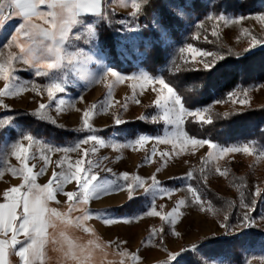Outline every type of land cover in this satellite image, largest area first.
<instances>
[{"label":"rangeland","instance_id":"1","mask_svg":"<svg viewBox=\"0 0 264 264\" xmlns=\"http://www.w3.org/2000/svg\"><path fill=\"white\" fill-rule=\"evenodd\" d=\"M164 1L167 12L183 22L182 35L179 39L172 37L169 29L163 25L162 18L158 13L153 14L150 25H147L143 17V9L146 4L141 3L140 14L133 17L131 13L135 10L131 6V0H106V4L102 0L101 10L106 11L108 19L100 20L92 14L82 13L78 17L81 23L73 25L69 33L70 37H74L76 33L86 36L88 25H92L94 36L87 37V41L84 38L74 41L75 47L72 45L65 47L68 51L82 50L81 59L91 57V62L86 66L89 73L99 75L105 68H109L124 77L137 76L142 71L152 77H163V73L166 71L177 74L183 70H209L204 69L203 63L208 62L213 68L218 62L227 58L242 59L264 50V45H257L253 48L249 35L251 32L258 39L264 38V22L256 19L258 16H264V0H256L254 9H247L245 13L237 14L216 13L213 8L202 14H196L192 7L193 0H185L184 3L179 0ZM203 1L212 6L218 0ZM181 9L183 10L182 14L180 13ZM209 15L214 18L207 19ZM221 16L228 19L229 22L225 23L223 19H219ZM240 17H244V19L240 20ZM232 20L239 22L233 23ZM200 23H203V28H197L196 25ZM14 28L15 25L7 24L0 31V44L5 42L4 39L13 32ZM104 28L113 32L117 56L123 64H130L134 68L133 72L125 74L112 67L109 61V52L103 49L100 39V34ZM213 30L217 33L216 36L212 35ZM148 32L150 36L146 35ZM157 43L167 47L168 53L164 63L158 68L157 74L152 75L146 70L142 62L147 55L145 49ZM188 44L203 52L219 53L224 58L197 55L196 59L192 60V53L177 51L180 47H186ZM2 51L4 55H7L9 51L18 52V49L13 47ZM77 66L79 67V65ZM16 67L18 70L15 83L17 85L25 82H28L29 85L34 83L37 91L31 90L29 86L27 90L17 96L0 97L3 104L8 105L7 109L0 106V121L6 122L0 125V203L4 202L2 194L5 190L12 186H19L23 182L21 175H13L11 171L13 168H21L22 162L11 154L10 149L13 142L21 139V133L34 138L31 142L21 141L25 147H28L29 143L32 144V147L28 148L29 159L27 164L29 167L34 165V173L44 167L42 157L45 155L49 157L45 172L36 178V183L43 186L53 179L54 172L61 171V168L57 167L56 161L65 155L62 152L49 153L47 149L49 147H69L86 137L89 134L88 131L80 130L83 112L96 106L95 114L90 122L95 129L93 134L105 142L103 145H96V152L91 156V159L98 161L100 165L99 168L94 166L93 169L98 174V181L114 179L113 173L128 172L130 177L139 175L145 179L146 183L150 184V177L155 175L165 190L163 194L157 193L156 199L157 210L162 212V216L171 212L180 199L186 198L189 204L181 207L180 214L174 218H169V220L162 219V216H142L132 223L117 222L106 225L95 214L96 212L107 210L108 215L118 220L136 216L148 210L152 193H145L143 189H138L135 198L129 200L126 191H115L99 199L90 200L86 207L92 214L86 223L95 230V235L84 233L78 229L68 233V235L77 239L78 243L86 244L88 240H92L95 244L102 246L95 249L94 264H99L100 260H104L105 264L108 261L113 262V264H120L121 261H124V264H165V262L171 264L169 253H181V249H191L193 245L198 246L197 250L181 253L177 257L178 264H186V260H191L192 255L196 261H199V264H248V262L250 264H264V219H262L264 218V157L258 155L260 150L264 148L256 146L254 142L221 145L210 139H204L221 147L249 144L255 150L252 154L241 151L228 153L219 158L208 145L194 148L189 144L185 146L183 153L179 155L173 153L166 158L167 162L165 163L164 160L160 159V153L162 151L171 152V145H156L157 153L155 156L151 155L154 143L152 140L143 147H122L141 134L156 137L163 136L166 131L172 130V126L166 125L163 121L153 123L139 119L142 115L151 117L159 111L153 103L157 93L152 90L153 88L160 89L161 86L158 83L151 85L145 83L141 87L138 81L133 79L119 81L110 74L100 82H89V80L79 79L78 74L72 70L64 69L57 73L55 78L59 81L62 78V73L67 72L69 82L62 84L63 92H56L55 98L50 99L46 90L47 85L51 82L48 77H36L24 65H16ZM4 85L5 81L0 80V89H3ZM241 90H248V105H240L238 100L236 103L228 100L227 94L229 92L236 91L239 97L243 95ZM164 94H167L166 89ZM220 99L225 102L215 103L216 100ZM60 101H64V104L60 105ZM108 101L112 102V107L108 111H104L100 105L106 104ZM42 103L48 105V108L44 110L47 117L45 119L33 115ZM125 104L127 105L126 109L123 107ZM204 107H208L209 112L202 113L203 118L211 117L212 121L215 115L224 116V113L230 115L264 108V80L250 84H238L221 98H215L203 107L187 109L195 111ZM117 116L124 122L117 125L115 123ZM27 118L43 125H49L54 129L71 133L72 137H67L62 142H57L53 138L37 137L23 122ZM53 120L55 123H52ZM188 120L199 125H208L197 117H186L182 126L186 133ZM137 121L150 125L153 130L140 131L132 136H127L122 130V126ZM92 147L93 142L81 146V148H88L89 150ZM210 152L213 153L212 156H209ZM33 155H35L34 159L32 158ZM67 155L71 158L69 162L73 163L80 158L77 152ZM64 167L67 168V164ZM202 167L207 171L206 182L198 178ZM217 167L222 171L226 170L225 175L216 172ZM158 168L159 171H157ZM107 169L112 171L108 172ZM189 171L193 173V178L186 179V174ZM189 184L198 189L203 201L211 206L210 210L201 211L199 207L190 205L191 194L187 191ZM257 187L261 188L262 191L260 196L255 197L254 206L241 208V193L244 194L245 203L251 205V193L255 192ZM63 188L64 192L76 191V181L64 183ZM174 189L176 191H171ZM211 193L221 199L216 200L210 195ZM69 203L62 192H57L56 200L49 201V206L55 207L61 212H68ZM128 204L133 205L134 212L120 214L118 209ZM161 205L163 206L162 209ZM83 211V207H78L70 215L73 217L80 216ZM245 212L255 221L252 227L226 230L225 227L221 226L222 223L236 225ZM225 216H227V221H225ZM171 219H175V224L169 222ZM154 230L159 234H154ZM52 231L53 229L50 228V232ZM251 231L258 232L262 239L255 242L254 246L245 245L247 248L241 251L239 262L233 259L232 252L205 257L199 250V244L209 238H233ZM176 232L180 235H175ZM118 244L119 248L117 247ZM122 251H127L129 254L134 253L139 256V259L133 260L130 255L121 256L120 252ZM48 255L52 258V264H55L59 254L50 250ZM185 258L186 260H183Z\"/></svg>","mask_w":264,"mask_h":264},{"label":"snow or ice","instance_id":"2","mask_svg":"<svg viewBox=\"0 0 264 264\" xmlns=\"http://www.w3.org/2000/svg\"><path fill=\"white\" fill-rule=\"evenodd\" d=\"M149 2L150 0H141V2L131 0V6L135 10L131 15L133 17L138 16L141 12V3L147 4ZM104 3L106 4V0H104ZM41 5H46L47 11H41ZM101 9L102 0H0V31L3 30L11 18H19L21 21L14 28L13 32L4 39L5 42L0 44V80L5 81L4 88L0 89V97L17 96L27 90L29 86L31 90L37 91L34 83L31 85L28 82L19 85L15 83L17 79L16 72L18 70L16 65L27 66L28 70L32 71L36 77H48L51 82L47 85L46 90L50 99L55 98L56 92H63L64 88L62 84L69 82L67 72L62 73V78L59 81L55 78L57 73L62 72L64 69L72 70L78 74L79 79L89 80V82H100L110 74L119 81L125 79L138 81L141 87H143L145 82L149 85L158 83L161 86L160 89L153 88L152 90L157 93L153 103L159 111L151 117L142 115L139 119L153 123L163 121L166 125H171L172 130L170 132L166 131L163 136L156 137L141 134L122 147H143L148 141L152 140L154 143L151 155L155 156L157 153L156 145H171V152L162 151L160 153V159L164 160L165 163L167 162L166 158L170 157L173 153L176 155L183 153L185 146L189 144L194 148L208 145L219 158L228 153L241 151L252 154L255 149L249 144L221 147L212 144L208 140L189 136L182 127L185 123V118L197 117L203 123L210 124L212 123V118L208 117L204 119L202 116V113L209 112V108L204 107L195 111L185 108L181 97L172 86L166 83L163 77H152L143 71L137 76L124 77L109 68H105L99 75L89 73L86 66L91 62V57L81 59L82 50L68 51L65 46L72 45L75 47L74 41H79L82 38L87 41V37L94 36L92 25L87 26L86 36L76 33L74 37H70L69 33L73 25L81 23L78 17L82 13L92 14L100 20H107L106 11H102ZM182 11L181 9V14ZM213 18L211 15L207 17L209 20ZM36 19L42 20L43 24L35 23ZM219 19H223L225 23L229 22L228 19L222 16ZM239 19L243 20L244 17H240ZM256 19L264 22V16H258ZM231 22L237 23L239 21L232 20ZM196 26L197 28H203V23ZM212 35H217L215 30H213ZM249 35L251 36L253 48L257 45H264V38L258 39L251 32H249ZM13 47L18 49V52L9 51L7 55H4L3 49H11ZM177 51L180 53H184L185 51L192 53V60H195L197 55L201 57L219 56L220 59L224 58L219 53L203 52L200 49L194 48L191 44H188L186 47H180ZM203 67L204 69H210L212 65L205 62L203 63ZM165 89L167 90V94H164ZM241 91L243 95L239 97L236 91L229 92L227 94L228 100L232 103H236L238 100L240 105H248V90ZM224 102L223 99L215 101L217 104ZM136 103H139V101H136ZM63 104L64 101H60V105ZM0 106L5 109L8 108V105L3 104L2 100H0ZM70 106L73 105L70 104ZM100 107L104 111H108L112 107V102L108 101L106 104L100 105ZM123 107L126 109L127 105L125 104ZM47 108L48 105L42 103L33 115L45 119L47 117L44 110ZM60 110L63 109L60 108ZM95 110L96 106H93L83 112L80 130L88 131L89 134L86 137L76 141L74 145L69 147H49L47 149L49 153L62 152L65 154L61 159L56 161V165L61 168V171L58 173L54 172L53 179L48 184L41 186L36 183L37 176L42 175L48 166L49 157L47 155L42 157L44 159V167L40 168L38 172H33L34 165L29 167L27 164L29 159L28 148H31L32 144L29 143L28 147H25L21 141L31 142L34 138L28 134L21 133V139H17L10 145L11 154L22 162L21 168H13L11 171L13 175H21L23 182L19 186L8 188L2 194L4 202L0 203V264H10L9 257L13 254L19 258L18 264H52V258L48 255L50 250L59 254L55 264H94L93 254L95 249L102 246L95 244L92 240H88L86 244L78 243L77 239L71 237L68 233L78 229L84 233L95 235V230L86 223L92 214L86 206L90 200L99 199L115 191H126L129 200H132L135 198L137 190L143 189L145 193H152V199L147 211L119 220L108 215L107 210H99L95 214L106 225L117 222L132 223L142 216H162V212L157 210L156 199L157 193L163 194L165 190L161 187L160 181L155 175L150 177V184L146 183L145 179L139 175L130 177L128 172L113 173L114 179L103 182L98 181V174L93 169L94 166L95 168H99L100 165L98 161H93L91 156L96 152V145H103L105 142L93 134L95 129L90 121L95 114ZM223 115L228 116L229 113H224ZM123 122L117 116L115 123L119 125ZM3 123L6 122L0 121V125ZM52 123H55V120ZM90 142H93L91 150L81 148L82 145H87ZM73 152L79 153L80 157L74 163L69 162L71 158L67 155ZM212 155L213 153L210 152L209 156ZM258 155L264 157V149H261ZM32 158L34 159L35 155ZM147 158L150 159V157ZM65 164H67V168L64 167ZM159 170L158 168L157 171ZM215 170L220 175H225L226 170L222 171L219 167ZM106 171L111 172L112 170L107 169ZM185 178H193V173L189 171ZM198 178L205 182L207 181V171L204 167L201 168ZM72 180L76 181L77 190L64 192V183L71 182ZM187 191L191 194L190 205L199 207L201 211L210 210L211 206L203 201L198 189L189 184ZM261 191V188L257 187L255 192L251 193V205L245 203L244 194L241 193L240 207L249 208L250 206H254L255 197L260 196ZM57 192H62L70 202L68 204V212H61L57 208L49 206V201L56 200ZM188 204L189 201L186 198L180 199L171 212L163 214L162 219L169 220V218H174L180 214V208ZM78 207L84 208L83 214L76 217L71 216L70 213ZM160 207L161 209L163 208L162 205ZM18 209L20 210L19 212ZM225 221H227V216H225ZM169 222L175 224V219H171ZM254 223L253 218L245 212L242 219L238 220L236 225L222 223L221 226L228 230L240 227L250 228ZM50 228L53 229L52 232H49ZM154 234L158 235L159 233L154 230ZM174 234L180 235L178 232ZM117 247L119 248V244ZM197 247V245H193L191 249H181V253L195 251ZM181 253H169L171 264H178L177 257ZM120 255H130L133 260L139 259L138 255L134 253L129 254L127 251L120 252ZM99 264H105L104 260H100ZM107 264H113V262L108 261ZM120 264H124V261H121ZM165 264H169V262H165ZM193 264H199V261H193Z\"/></svg>","mask_w":264,"mask_h":264},{"label":"trees","instance_id":"3","mask_svg":"<svg viewBox=\"0 0 264 264\" xmlns=\"http://www.w3.org/2000/svg\"><path fill=\"white\" fill-rule=\"evenodd\" d=\"M184 3L185 0H179ZM256 0H218L210 6L203 0H193L192 7L196 14H202L213 8L216 13H245L247 9H254ZM158 13L163 25L169 29L172 37L179 39L182 35L183 22L172 17L166 9L164 0H150L144 6L143 17L147 25H150L153 14ZM150 36L148 32L146 34ZM104 50H108L112 67L122 73L128 74L134 68L123 64L116 52L113 32L104 28L100 34ZM146 50V58L142 62L146 70L152 75L157 74L158 68L164 63L168 48L161 43L153 44ZM165 81L170 84L181 97L186 108L195 109L209 104L215 98H221L224 94L238 84H250L264 80V50L239 59L227 58L216 64L209 70H183L177 74L168 71L163 73ZM27 128L37 137L53 138L57 142L65 141L72 137L71 133L63 132L49 125H43L29 118L23 120ZM127 136H132L140 131H152L153 127L141 121L128 123L122 126ZM186 131L191 137L210 139L221 145H229L240 142H254L256 146L264 148V108L248 110L243 113L230 114L228 116L215 115L212 123L199 125L191 120L186 123ZM216 200L221 199L213 193L210 194ZM135 208L128 204L118 209L120 214L132 213ZM261 235L258 232H248L233 238L217 239L209 238L199 244L200 252L205 257L217 256L224 253H233L236 261L241 259V251L247 246H254ZM264 243V240H263ZM231 250V251H230ZM192 255V254H191ZM183 260H186L183 259ZM186 264H193L196 259L192 255Z\"/></svg>","mask_w":264,"mask_h":264},{"label":"crops","instance_id":"4","mask_svg":"<svg viewBox=\"0 0 264 264\" xmlns=\"http://www.w3.org/2000/svg\"><path fill=\"white\" fill-rule=\"evenodd\" d=\"M40 9H41V11H47V6H46V5H41V6H40ZM20 22H21L20 19L17 18V20H16L15 22H13V23H7V24L15 25V27H16ZM34 22L37 23V24H43V21L40 20V19H36ZM19 211H20V210H19ZM49 232H50V229H49ZM9 261H10V264H18L19 258L16 257V256L13 254V255H11V256L9 257ZM52 263H53V262H52Z\"/></svg>","mask_w":264,"mask_h":264},{"label":"built area","instance_id":"5","mask_svg":"<svg viewBox=\"0 0 264 264\" xmlns=\"http://www.w3.org/2000/svg\"><path fill=\"white\" fill-rule=\"evenodd\" d=\"M17 20V18H11V19H9V21H8V23H13V22H15ZM146 83V82H145ZM144 83V84H145Z\"/></svg>","mask_w":264,"mask_h":264}]
</instances>
